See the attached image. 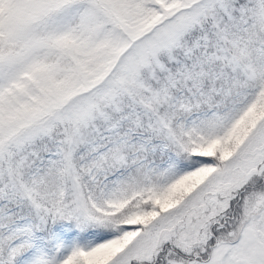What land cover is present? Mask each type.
Segmentation results:
<instances>
[{"label": "trees", "instance_id": "trees-1", "mask_svg": "<svg viewBox=\"0 0 264 264\" xmlns=\"http://www.w3.org/2000/svg\"><path fill=\"white\" fill-rule=\"evenodd\" d=\"M121 1L131 3V20L141 22L155 21L166 9L180 5L179 0ZM12 7V0H0V52L7 36L3 21ZM62 12H58L59 16H67L68 25L62 27L57 20L44 29L37 27V37L45 38L52 46L72 44L78 49L77 65L87 73L93 72L99 56L104 57L109 50L111 32L106 28L98 37L92 33L96 41L90 44L88 33H79L81 16L75 14L71 18L68 15L71 11ZM263 21L264 0L194 1L187 6L184 29L179 31L173 44L156 51L155 60L148 61L142 70L131 72L132 84L119 86L106 96H100L101 93L95 96L98 90L90 92L86 109L91 114L79 123L71 118L62 127V118L54 131L40 135L28 127L6 143L13 159L10 164L4 162L7 173L0 174V264L20 263L24 253L34 245L41 246L46 253L39 264H50L49 259L55 263L59 253L54 246L56 235L75 245L80 253L74 264H83L81 256L87 246L133 229L139 230L133 239L137 244L140 242L139 248H123L101 264H203L180 252L188 246L179 241L188 233L186 221L194 212L202 210L207 200L218 204L225 193L229 202L222 213L202 223H212L213 232L221 231L225 216H231V209L237 208L240 197L249 195L247 185L251 183L243 173L249 177L258 174L259 184H264V170L261 171L264 167ZM4 44L15 49L20 47L16 40ZM255 48L257 51L252 53L251 49ZM238 50L246 55L245 61L250 62L254 77L232 62ZM36 69L48 71V78L38 75ZM74 76V63L70 59L56 50L40 51L30 69L25 68L0 83V110L12 101L14 106L30 114L37 113L46 105L42 94L49 89L48 81L68 89L75 82ZM112 80L108 82H117L120 78ZM250 95L254 96L248 100L250 107L231 135L209 146L198 145L187 135V120L208 112L226 114ZM60 143L64 149L63 161L60 163L54 158L49 162L48 158L59 149ZM168 161L180 173L203 166L207 174L201 184L211 171L219 170L227 162L234 163L229 172H223L222 179L203 190L196 204L190 201L186 204L189 195L182 194L176 206L166 209L161 197L147 201L137 194L127 198L123 208L112 210L108 216V212L95 213L96 219L106 220L107 216L106 221H85L79 206L86 198H94L105 182L129 172L134 184L141 185L147 166L157 167ZM30 182L35 190L32 192L29 188L28 198L22 187ZM254 204L256 212L252 222H246L254 231L246 224L241 230L249 228L256 240L264 243V193L255 198ZM134 214H139L137 222L132 217ZM153 222V229L144 236L142 224ZM218 222L223 225L218 226ZM167 224H171L169 235L161 229ZM175 224L180 227L176 228ZM197 233L198 230L193 231L192 237ZM167 253L171 257L163 256Z\"/></svg>", "mask_w": 264, "mask_h": 264}, {"label": "rangeland", "instance_id": "rangeland-1", "mask_svg": "<svg viewBox=\"0 0 264 264\" xmlns=\"http://www.w3.org/2000/svg\"><path fill=\"white\" fill-rule=\"evenodd\" d=\"M194 1L203 2L205 0H179L180 5L166 9L159 19L141 22L133 18L131 20L132 13L129 11L131 3L129 1L12 0L13 9L3 21L7 36L4 38V47L0 52V83L6 82L25 68L30 69L35 56L40 51L55 50L57 54L67 57L74 63L75 82L73 86L65 89L48 81L49 89L42 94L46 100V105L41 106L37 113L30 114L28 111L14 106L12 101L4 104V109L0 110V167H2L0 174L5 175L7 173V169H3L4 162L10 164L13 159L5 144L17 137L19 132L31 127L36 135L48 134L59 127V121L62 118V127L67 125L71 118L79 123L80 120H84L91 114V111L86 109L90 102L88 100L90 92L98 90L95 96L100 93V96L102 94L106 96L119 86L132 84L129 76L131 72L142 70L147 66L148 61L155 60L156 51L173 44L179 31L184 29L187 20V6ZM182 8L185 11L181 10ZM59 11H63L62 13L71 11L72 13H68L71 18L75 14L81 16L79 33H88L90 44H94L96 41L93 39L92 33L98 37L106 28L111 32L109 50L106 51L104 57L103 55L99 56V64L93 72L87 73L77 65L78 49L72 44L52 46L44 41L45 38L42 40L37 37V27L44 29L57 20L61 21L62 27H65V24L68 25V17L62 18L59 16ZM81 11L84 13L80 14ZM12 40L18 41L20 45L18 49L4 44ZM257 49H251L252 53H255ZM245 57L243 50H238L237 56L232 58V62L234 65L243 68L245 72L248 71L249 77L250 75L254 77L255 73L250 69V62L245 61ZM36 71L38 75L48 78V71L43 69H36ZM115 78H120V81L108 82ZM251 97L254 96L242 98L240 103H236L226 114L208 112L187 120L185 123L187 135L194 138L198 145L206 144L208 146L231 135L249 109L251 102L248 100ZM63 152V145L60 143L59 149L50 155L48 161L56 158L61 163L64 159ZM233 163L234 161L227 162L219 170L208 173L206 182L203 184L201 182L207 174L203 166L193 167L185 173H180V171L175 170V165L169 161L159 164L157 167L147 166L141 176V185L134 184V179L129 172L116 175L113 180L102 185L103 187L94 195V198L88 197L81 203L79 206L80 213L86 217L85 221L103 222L108 219L107 216L113 212L112 210L117 211L123 208L127 198L131 199L137 194L147 201L151 197L155 199L161 197L166 209L176 206L177 198L182 194L189 195L186 204L188 201L190 204H196L197 201H200L203 190L210 184L222 179L224 177L223 172H229ZM244 175L251 183L247 185V194L250 196L245 195L239 198L237 208L231 209V216L228 218L225 216L222 220L223 224L225 222L224 225L218 222V226L223 225L221 231L213 232L210 228L212 223H202L207 218L213 217L214 214L222 213L223 207L229 202L225 193L218 200V204L216 202L210 204L207 200L202 210L194 212L192 217L186 221L188 233L183 234L182 238L179 239L182 245H188L180 251L182 256L199 259L203 264L208 261L209 264H264V243L256 240L254 233L250 230L254 231V229L246 224V222H252V217L256 212L254 201L255 198H260L264 193V184H259L260 176L258 174L252 177L246 173H243L242 176ZM31 185L32 182L22 187L28 198L31 196L29 188L32 192L35 190L30 187ZM195 187L196 190L193 191L192 189ZM42 194L44 195V192ZM106 212H108L106 220L95 218V213L105 214ZM138 215H132L136 222ZM225 220L230 222L226 223ZM245 224L250 229L246 227L241 230ZM153 225L155 222L142 224L141 230L144 236L150 233ZM175 225L176 228L180 227L178 224ZM170 227L171 224L161 226L165 235L170 234ZM21 228L23 226L16 227L15 231ZM195 230H198V233L192 237ZM138 233V229H133L90 244L83 253L81 252L84 254L81 256L83 264H101L104 260L118 255L123 248H139L140 242L137 244L133 241ZM260 239L262 240L261 237ZM54 246H58L61 252L56 255L55 263L57 264H74L76 256L80 253L74 249L71 242L63 241L57 235L54 239ZM45 256L44 249L39 245H34L32 249L24 253L21 262L18 264H39ZM163 256L171 257V254L167 253ZM168 261L167 259L165 262ZM48 263L55 264L52 263L51 259Z\"/></svg>", "mask_w": 264, "mask_h": 264}]
</instances>
